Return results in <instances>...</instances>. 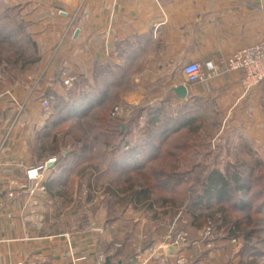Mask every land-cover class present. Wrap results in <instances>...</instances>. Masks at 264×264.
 <instances>
[{
	"label": "crops",
	"instance_id": "0c3cea01",
	"mask_svg": "<svg viewBox=\"0 0 264 264\" xmlns=\"http://www.w3.org/2000/svg\"><path fill=\"white\" fill-rule=\"evenodd\" d=\"M0 2L19 9L40 57L12 82L0 80V259L74 264L75 258L84 256L87 261L80 264H101L99 256L105 255L114 263L136 264V249L159 243L163 232L150 233L145 221L134 216L143 209L135 203L131 212L123 214L129 217L126 221L107 219L109 209L98 203L102 195L109 197L106 190H99L106 169L87 168L78 174L90 162L71 155L73 147L62 133L68 129L50 127L57 119L54 104L68 102L72 90L63 82L71 77L73 87L83 88L113 68L124 67L137 72V77L121 101L141 107L144 114L156 105L205 101L246 127L262 128L264 82L245 89L241 74L229 71L226 62L264 40V0ZM190 63L200 64L205 82L186 81L182 70ZM181 85L187 88L185 100L171 92ZM50 95L55 102L44 110L40 100ZM12 100L25 107L23 113L12 110ZM55 135L60 140L57 149ZM91 152H98V147ZM50 162L54 164L48 168ZM147 210L158 214L156 208ZM173 226L175 222L167 230ZM190 248L178 254L187 257ZM203 250L209 253L205 245ZM212 253L206 264H214L217 257Z\"/></svg>",
	"mask_w": 264,
	"mask_h": 264
},
{
	"label": "rangeland",
	"instance_id": "374dc122",
	"mask_svg": "<svg viewBox=\"0 0 264 264\" xmlns=\"http://www.w3.org/2000/svg\"><path fill=\"white\" fill-rule=\"evenodd\" d=\"M0 5L4 6L1 2ZM0 16L9 17L7 20L3 19V22L14 29L21 45L29 47L23 31L19 30L21 19L18 14L12 10L5 12L0 8ZM2 48L0 46V50ZM3 52L6 53L5 57L11 53H8L6 48ZM3 65L0 67L1 75L15 77L19 74L18 68L11 65L6 66L4 63ZM118 76L121 78L120 84L122 85L112 88L110 90L112 95L105 97L110 98V104L114 101L107 106L110 107V110L106 112L109 121H112L115 128L121 127L131 131L132 135L128 138L133 146L144 147L146 143L153 142L154 145L160 147L159 158L152 166L146 168L147 172L135 174L134 178H130L129 181L139 184L141 178L144 179L146 176L149 177L148 174L152 175L162 170H166L167 175L176 181L175 186L164 182L156 184L154 194L158 199L174 201L175 207L158 208L157 206L158 214L155 216L154 213L147 212L144 206L143 209L136 211L134 216L145 221L147 227H150V233L161 234L163 232V235L167 232L168 225L175 222L178 230L188 235L193 246L186 254L190 258V264L198 262L204 264L206 260L209 262L207 257L211 256L212 252V255L217 257L214 264H264V127H246L243 121L223 113L215 103L205 101H195L191 105L179 107L168 104L164 106L166 110L161 120L159 118L156 119V123H152L150 121L152 119H149L146 114H144V119L140 118L141 107L132 108L121 101V96L127 88L132 89L126 85L137 77V72L133 71L126 76L123 71L119 72ZM0 80H3V77ZM98 86L101 90L108 88L102 82H99ZM107 107L106 109L97 108L98 110L91 112L82 123L83 126L78 124V121H71L70 123L60 122L58 128L60 131L72 126L84 129L86 123H95V117L100 111H106ZM116 107L120 110L113 117L112 113ZM157 108H159L157 105L154 106V109ZM187 111L191 113L184 114ZM180 115H183L185 118L183 120L189 124L184 129L176 130L171 123ZM168 125L171 130L169 135L160 137ZM257 135H261L258 143L255 140ZM93 158L96 163L106 165L107 160L103 152L95 153ZM103 168L104 166L102 170ZM213 170H218L227 176L238 173L243 182L250 186V192L236 193L230 202L214 205L210 209L206 206L196 207L197 198L203 193L202 182ZM104 178L105 182L102 186L100 185L99 189L102 193L107 189L109 181L113 179L110 174L105 175ZM178 181L181 183L177 185ZM98 203L103 208L109 209V212L112 211L113 215L107 214L109 220L124 221L123 214L131 212V206H133L128 197L116 204L110 197L102 195ZM242 204L245 205L244 209L241 207ZM221 207L225 209L229 225H225L224 214L217 212ZM126 219L129 217L125 218V221ZM152 219L154 221L151 222ZM236 222H241L243 231L233 243L234 239L229 237V230L233 229L232 226ZM208 228L212 229L211 241L214 247L208 254H204L203 245L206 244L204 235Z\"/></svg>",
	"mask_w": 264,
	"mask_h": 264
},
{
	"label": "trees",
	"instance_id": "16d2710c",
	"mask_svg": "<svg viewBox=\"0 0 264 264\" xmlns=\"http://www.w3.org/2000/svg\"><path fill=\"white\" fill-rule=\"evenodd\" d=\"M0 8L5 12L11 10L15 11L19 16V19H21L18 8L1 5ZM0 17H4L0 18V46L3 47L0 50V67L4 66V63L6 66L11 65L18 68V73L28 70L39 62L40 57L38 55L36 43L33 41L32 37L26 33V24L21 19L19 30H21V32L23 31L25 39L29 43V47L21 45L14 29L10 28L8 24L3 22L4 20L9 19V17ZM5 48L8 50V53L11 52L6 57L4 56L6 53L3 52ZM123 71H125L126 76L128 73L131 74L132 72L127 71L124 67H116L111 70L109 75L102 78L96 77L93 84H90L87 87H73L69 92L68 102L59 100L54 104L53 110L57 119L51 122L50 127L59 130L58 126L60 122L70 123L71 121H78V124L82 125L91 112L98 110L97 108H105L108 105L110 106L114 101L110 104V98L108 99V97H105L107 95H112L110 91L112 88L120 87L122 85V83L120 84L121 78H119L118 73ZM2 77L7 82H12L14 78V76L11 77L8 75L6 77V75L0 74V79ZM99 82H102L108 88L101 90L98 86ZM130 83H132V81H129L126 87H131ZM108 109L110 110V107H107L106 111L99 112L94 119L95 123H86L84 129L78 127L74 128V126H72L63 134V139L65 140L67 138V143L66 141L63 143L73 147V153H71V155L75 159L80 160V162H90L89 165L81 168L78 171V174L87 168H93L98 172H103V170L106 169L104 175L110 174L113 178L109 181L106 192L109 193L110 199H113L116 204H119V202L121 203L124 198L128 197L132 203L142 205L143 207L146 206L149 210L164 208L167 206L175 207L176 204L174 201L170 199L161 200L154 195L156 184H162V182H164L165 184L175 186L174 182L176 181L173 180L171 176L167 175L168 172L166 170L154 172L152 175L148 174L149 177L146 176L144 179L141 178L139 184L129 181L130 178H134L135 174L147 172L146 168L152 166V164L159 158L158 153L160 147L154 145L153 142L149 144L146 143V146L144 147L133 146L128 138L132 135L131 131L126 130V128L113 127V123L112 121H109V117L106 113ZM165 110L164 107L152 109V111L146 114V116L149 119H152L150 120L152 123H156V119L158 120L160 118L161 120ZM141 113L140 118H142L145 111L142 110ZM183 119H185L183 118V115H180L178 119L172 123L170 121L169 124L171 123L173 127L175 126L176 130L184 129L189 123ZM170 131V125H168L160 137L169 135ZM59 143L60 140H58L57 135H55L53 147L57 149ZM95 146L98 147V152L96 153H104V157L107 160L106 165L93 161L95 153L93 154L91 151ZM109 149L112 151L111 155L108 153ZM56 152L57 151H55V153ZM103 166L104 168L102 170ZM180 183L181 181H178L177 185ZM150 184H152V186ZM202 184L203 193L198 196V201L195 206L202 208L206 206L207 209L212 208L214 205H221L223 202H230L236 193L247 194L250 192V186L243 182L242 177L238 173H235L232 176H227L218 170H213L207 175ZM157 206L159 207L157 208ZM241 207L244 209L245 205L242 204ZM217 212H222V214H224L225 225H229L228 223L230 222L226 220L227 214L225 209L221 207ZM110 213L113 215L111 210ZM232 228L233 229L229 230V237L237 239L240 232L243 231L241 222H236Z\"/></svg>",
	"mask_w": 264,
	"mask_h": 264
},
{
	"label": "built area",
	"instance_id": "2783aa9c",
	"mask_svg": "<svg viewBox=\"0 0 264 264\" xmlns=\"http://www.w3.org/2000/svg\"><path fill=\"white\" fill-rule=\"evenodd\" d=\"M226 67L229 71L239 72L242 76V82L245 89L250 90L257 85L264 82V40L246 47L235 53L227 62ZM182 74L186 81L190 84L203 83L207 80V77L202 71L200 64L190 63L186 65ZM64 87L69 91L74 85V79L68 77L63 82ZM55 102V97L50 95L40 100V104L44 110H48ZM12 110L18 113H23L25 107L17 104L15 100L11 103ZM120 108L116 107L112 116L118 114ZM212 229L208 228L204 235V241L206 242L205 248L211 251L214 247L211 241ZM234 239L233 243H235ZM191 245L188 235L177 227H171L167 232L162 235L159 243H156L147 248L138 247L136 249V264H190L189 258L182 254L176 256H169L165 254V250L168 248L184 249ZM119 244L116 248H120ZM106 259L105 255L99 256V262L102 263ZM87 261V257H78L74 259V264H80ZM0 264H23L21 262H3L0 259Z\"/></svg>",
	"mask_w": 264,
	"mask_h": 264
},
{
	"label": "water",
	"instance_id": "95a60500",
	"mask_svg": "<svg viewBox=\"0 0 264 264\" xmlns=\"http://www.w3.org/2000/svg\"><path fill=\"white\" fill-rule=\"evenodd\" d=\"M78 33H79V31H76L75 36H74L75 39L77 38ZM171 92L174 93L176 98L179 99V100H185L187 98V88L184 85L173 87L171 89ZM53 164H54L53 162H50L49 165H48V168L52 167ZM179 252H180V249L168 248V249L165 250V254L169 255V256L176 255ZM101 264H118V263L112 262L111 259L108 257Z\"/></svg>",
	"mask_w": 264,
	"mask_h": 264
}]
</instances>
